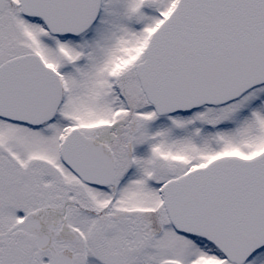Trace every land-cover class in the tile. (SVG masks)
<instances>
[{"label":"snow or ice","instance_id":"6c2138e0","mask_svg":"<svg viewBox=\"0 0 264 264\" xmlns=\"http://www.w3.org/2000/svg\"><path fill=\"white\" fill-rule=\"evenodd\" d=\"M0 264H264V0H0Z\"/></svg>","mask_w":264,"mask_h":264}]
</instances>
